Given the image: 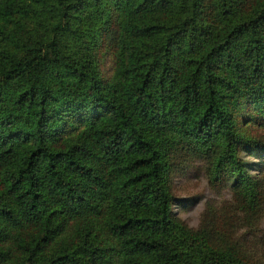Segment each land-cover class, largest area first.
<instances>
[{
	"label": "trees",
	"instance_id": "1",
	"mask_svg": "<svg viewBox=\"0 0 264 264\" xmlns=\"http://www.w3.org/2000/svg\"><path fill=\"white\" fill-rule=\"evenodd\" d=\"M252 126L264 0H0V264H264V238L246 249L231 218L171 209L196 157L256 223Z\"/></svg>",
	"mask_w": 264,
	"mask_h": 264
},
{
	"label": "rangeland",
	"instance_id": "2",
	"mask_svg": "<svg viewBox=\"0 0 264 264\" xmlns=\"http://www.w3.org/2000/svg\"><path fill=\"white\" fill-rule=\"evenodd\" d=\"M105 73H110L112 63L108 57L103 60ZM264 128L250 127L251 133ZM244 166L251 175H257L264 168V141L261 144L245 146L241 152ZM231 181L217 187L211 186L205 174L204 160L192 157L188 163L172 175V203L171 209L187 225L196 227L202 221H210V225L222 231H227V226L220 218H231L233 224L228 227L231 234L239 237L241 244L250 249L257 248L264 238V203L256 223L246 225L242 214L234 207ZM245 251V250H244ZM256 257L257 254H252Z\"/></svg>",
	"mask_w": 264,
	"mask_h": 264
}]
</instances>
